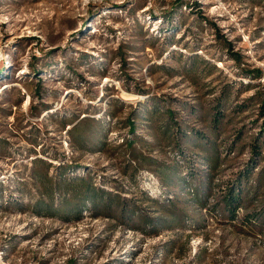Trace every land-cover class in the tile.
Here are the masks:
<instances>
[{
  "label": "rangeland",
  "instance_id": "374dc122",
  "mask_svg": "<svg viewBox=\"0 0 264 264\" xmlns=\"http://www.w3.org/2000/svg\"><path fill=\"white\" fill-rule=\"evenodd\" d=\"M140 104L186 130L184 165L165 117L130 133ZM262 110L264 0H0V264H264ZM177 159L166 186L157 168ZM80 177L118 198L115 217L106 202L48 215Z\"/></svg>",
  "mask_w": 264,
  "mask_h": 264
},
{
  "label": "trees",
  "instance_id": "16d2710c",
  "mask_svg": "<svg viewBox=\"0 0 264 264\" xmlns=\"http://www.w3.org/2000/svg\"><path fill=\"white\" fill-rule=\"evenodd\" d=\"M226 43V42H225ZM227 45V47H229V44H225ZM232 57L237 58L236 54H231ZM248 75H250V72H247ZM251 73H256L257 75L255 77H257L258 75H260V71L259 70H252ZM139 107V108H138ZM137 107V109L141 110V112L137 113V114H133L131 117L128 118L127 124L126 126L129 128V131L131 134H134L135 129H136V119H140L141 122L139 123V125H143L146 126L150 129H152V125L155 123V119L153 118V116L155 117H165L164 119H167L161 126H159L158 128L162 129V135H168V138H173L175 136V138L173 139V143L175 145V149L179 151L180 157L181 159H183L181 161V159H177L175 161V164H173V166L168 167V169L166 171L160 169L159 167L157 168L158 171V177L161 178V180L163 181V183H165L166 186L170 185V182L173 181L178 182V181H182V179H179L176 177V167L177 165L181 162H184L186 158H184V155H182V150L180 149V145L179 142H183V144H185V142H187L188 140H186V130H183V128L181 126H179L178 124L173 125V122L168 121V119H172L173 115L171 113V111L169 109H164L162 112H157V108L154 106H152L151 108H148L146 105L144 104H140ZM221 111V110H220ZM160 113V114H159ZM161 113H165V114H161ZM220 113V112H219ZM164 115V116H163ZM223 114H221L222 116ZM262 117H264V110H262ZM214 122L216 123L217 126V122L219 121V116L216 114V112L214 113V117H213ZM146 122V123H143ZM69 135H71V142H73L74 144H76L78 146L79 149H83L86 145V141H87V136L79 130L78 125H74L71 130L67 131ZM170 133H172V136H170ZM166 135V136H167ZM125 143V146L128 149H131L130 151V155L131 157L139 162V161H143V160H147L149 161V163L154 164H159L157 161H154L152 159H150L148 156H144L143 154L139 153L138 151L136 152V148L133 146L134 144V140L130 139V140H123ZM99 147H103L105 144L101 143L99 144ZM202 149V148H201ZM148 157V158H146ZM210 163V160H208ZM216 163V161H214V164ZM211 168V165L209 166ZM209 168V169H210ZM242 177H249V172H245L243 175H239V178L241 179ZM60 181H63L60 179ZM59 182H54L53 183V189L52 190H46V194H48L50 201L52 202V194L53 191L58 189V184ZM65 187H66V194H69L70 198H72L74 200L73 204L67 201V198H64L61 200V203L55 207H53V202L48 205V206H44V210L48 213V215L50 216H55V215H59L60 217H63V220L69 221V220H77L79 219V216L81 215V211L84 210L87 206V204H92L94 206H100L103 205L104 202H106L108 204V206H113V212L114 213H109V217H115L116 216V212H118V210H120L123 205L118 201V198L116 199H110L109 194L105 193L102 189L96 188V186H94V183L91 181V179H87L84 177H80L77 178L75 180H68L65 182ZM71 187V188H70ZM76 187V188H75ZM194 196L196 197V199L198 198V194H194ZM241 196H242V189H239V187L237 186H230L227 190V192H225L224 196H223V202L226 206V208L230 209V218L231 220H234V218L236 217V210L240 207L241 205ZM199 200H196V203H199ZM64 205H69V209L67 211H63V206ZM203 205V202H202ZM122 213V217L126 216V219L128 220H132L133 218H128V215H130V217H134L136 216V213L132 212L130 214L129 210H126L124 212H120ZM73 217V218H70ZM140 219V218H138ZM182 219L183 218H167L166 220H164L162 222V226L169 229L171 228L173 225H183L182 223ZM128 220H126V222L128 223ZM140 222L144 224V226L149 227L150 225L155 227V225L152 224V222H154L153 217H148L145 216L144 218L140 219ZM160 223V222H159Z\"/></svg>",
  "mask_w": 264,
  "mask_h": 264
}]
</instances>
